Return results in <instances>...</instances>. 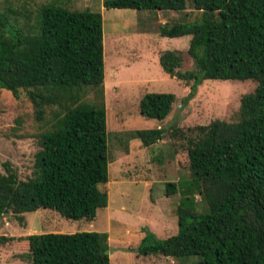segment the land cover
Segmentation results:
<instances>
[{
    "label": "trees",
    "instance_id": "1",
    "mask_svg": "<svg viewBox=\"0 0 264 264\" xmlns=\"http://www.w3.org/2000/svg\"><path fill=\"white\" fill-rule=\"evenodd\" d=\"M12 1V0H11ZM10 0L0 10V90L23 94L34 118L48 114L31 173L16 177L1 164L0 220L38 209L66 220H92L107 205L109 163L103 99L102 19L99 12L68 10L55 1L31 13L17 12ZM104 9L199 12L190 23L158 26L161 37L189 36L193 69L179 72L176 51L158 56L161 70L181 80L193 95L203 80H251L255 88L240 98L236 121L215 120L188 130L184 138L189 178L164 184L178 193L176 233L163 240L148 231L137 253L197 264H264V0H102ZM20 18V19H19ZM90 95V98H86ZM175 98L145 93L141 116L162 121ZM165 130H134L149 147ZM175 136V131L171 133ZM195 196L202 206L196 209ZM20 220V219H19ZM12 238L0 236V244ZM30 264H109L107 234L48 232L28 235Z\"/></svg>",
    "mask_w": 264,
    "mask_h": 264
},
{
    "label": "rangeland",
    "instance_id": "2",
    "mask_svg": "<svg viewBox=\"0 0 264 264\" xmlns=\"http://www.w3.org/2000/svg\"><path fill=\"white\" fill-rule=\"evenodd\" d=\"M11 1V0H10ZM55 1L68 10L99 12L102 19L103 99L109 154L107 206L96 210L92 220H66L54 211L38 209L0 220V236L12 238L0 244V264H30L25 237L48 232L107 233L109 264H197L196 256L173 259L137 253L145 231L163 240L176 233L175 209L178 193L167 196L164 184L189 178L184 138L188 130L212 121H236L240 98L251 94L255 83L245 81H201L192 96L189 87L166 75L158 56L176 51L181 57L177 71L193 69L187 54L189 36L166 38L158 34L161 24L190 23L199 12L190 7L182 13L104 9L102 0H12L19 13L34 10L41 3ZM4 9L0 0V10ZM20 19V18H19ZM144 93H170L175 100L162 121L140 115L138 101ZM90 98V95L86 97ZM48 114L34 118L27 98L14 99L0 90V174L7 162L19 180L30 176L33 156L39 150V136L49 128ZM165 130L162 140L142 147L125 134L134 130ZM175 131V136L171 133ZM136 141V142H135ZM195 196L196 209L201 211ZM20 219V220H19Z\"/></svg>",
    "mask_w": 264,
    "mask_h": 264
},
{
    "label": "crops",
    "instance_id": "3",
    "mask_svg": "<svg viewBox=\"0 0 264 264\" xmlns=\"http://www.w3.org/2000/svg\"><path fill=\"white\" fill-rule=\"evenodd\" d=\"M117 10H122V9H117ZM177 38H179V37H177ZM145 94V93H144ZM136 142V141H135ZM140 143V142H139ZM107 206V205H106ZM106 233V232H105ZM107 234V233H106ZM107 239H108V236H107ZM108 261H109V259H108Z\"/></svg>",
    "mask_w": 264,
    "mask_h": 264
}]
</instances>
